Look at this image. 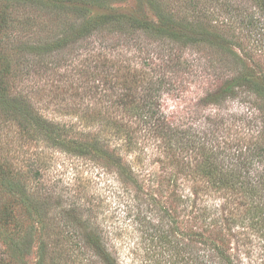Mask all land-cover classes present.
<instances>
[{"label":"rangeland","instance_id":"374dc122","mask_svg":"<svg viewBox=\"0 0 264 264\" xmlns=\"http://www.w3.org/2000/svg\"><path fill=\"white\" fill-rule=\"evenodd\" d=\"M261 1L0 0V264H264V208L236 204L224 175L211 191L188 181L175 160L186 153L171 149L173 161L159 152L141 135L142 121L119 108L117 119L133 121L127 139L109 118L106 92L109 65L144 59L130 71L140 79L136 93L141 80L157 88L151 101L204 131L218 172L244 170L262 206ZM75 3L88 22L124 15L147 28L107 23L81 37ZM240 73L262 89L236 88L216 106H197ZM21 96L34 119L18 107ZM247 140L244 164L235 153ZM238 179L234 187L247 184Z\"/></svg>","mask_w":264,"mask_h":264},{"label":"trees","instance_id":"16d2710c","mask_svg":"<svg viewBox=\"0 0 264 264\" xmlns=\"http://www.w3.org/2000/svg\"><path fill=\"white\" fill-rule=\"evenodd\" d=\"M261 4L262 8H264V0L261 1ZM70 10L77 14L78 19L81 18V20H84V22H86L83 23L82 21H80L81 26H78V28L75 30V32L79 33V36L81 37L89 35L93 28L102 27L107 23H111L109 26L116 28V30L127 29L126 25H130L134 30L139 28H147V24L136 19H131L130 17H126L124 15H101L95 17L92 22H88L87 9L78 4L73 5ZM81 37L77 39L79 40L81 39ZM130 59L131 57H127L126 60L128 61ZM143 60L144 59H140L132 63L129 61L125 63L126 68L124 69L115 67V70L112 71L110 70L112 64L109 65L107 69L108 75L113 74L112 77L107 80L110 81L109 86L112 92L109 93V91H106L108 92L107 94L110 98L107 104L111 106V109H113L112 112L109 113V118L111 119L113 124L116 125L119 130H125V136L127 137V139H134L133 136L135 134L133 131V127L130 126V124L133 123L132 119H127V121L124 122L121 121L122 118L117 119L115 116V114H117V109L119 108L123 111L125 110L126 112H133L134 115L137 116V119L139 118L144 125L145 129L143 131V134L141 135L146 140L147 138L153 139L152 141L156 145V148L159 152L165 155L171 154L173 157V154L169 153V151L173 148H178L179 152H183L184 154L186 153L183 158L177 156L175 160L182 162L180 168L188 181L195 182L196 184L206 185L207 188L204 191H211L209 189V185L210 188H212L215 179L221 178L220 176L224 175L225 179H223V182L227 184L225 188L227 189V191L228 189H232L231 191H229V193L233 194V201L236 204L244 205L246 207L245 210H252V208L254 210H256V208H264V203H262V206L253 203V201L256 200V194L258 193V190L256 186L252 185V177L249 178V180L244 178V170L233 168L226 172H218L214 161L208 155H205V149L207 148V145L204 142L206 136V133H204V131L197 132V127L195 125H189V123L180 119L178 121V119H175L173 115H168L163 111L159 101H151V98L154 97L153 91H157V88H146L147 84H144L142 86L141 80L140 90H142V95H138V93H136V91L138 90L140 79L139 77L133 75L130 71L136 65H147V63ZM121 70H123L124 72L120 73ZM236 88H239L241 91H243V89L247 91H252L254 89L257 90L258 88L262 89L259 85L256 84V82L249 79L248 76H246L244 73H240L239 75L234 76L232 75L229 78H225L219 84V86L214 89V91L209 89L206 90V93L199 95L197 99V106L199 108L207 107L211 104L216 106L219 104L225 94L231 92L233 93ZM20 99L21 100H19L18 102V107H20L21 112L24 115H27L30 118L34 119V116L29 115L26 99L23 96H21ZM111 113L113 114V117L110 116ZM23 117L26 119L25 116ZM249 122L252 124V122L249 120L244 124L248 126ZM208 131L210 133H213L216 132V129H210ZM209 146L211 150L217 149L219 153H224V157L230 154V152H228L229 147L227 145L224 146L209 143ZM220 146H222V149L220 148ZM251 149L252 142L250 140H247L246 144L242 143L241 149L239 151L237 150L235 153V156L239 159L237 161L243 162L245 164L247 162V156L249 155V151H251ZM171 159L174 161V157ZM240 177L246 180L247 184L244 185V183L242 187H234L235 182L233 179H238ZM262 190H264V187ZM229 193H227L226 195H228ZM246 195L252 198V206L250 207H247L248 203L247 201L245 202V200L247 199ZM261 195L264 196V194Z\"/></svg>","mask_w":264,"mask_h":264}]
</instances>
